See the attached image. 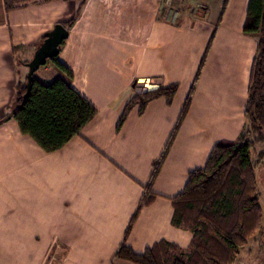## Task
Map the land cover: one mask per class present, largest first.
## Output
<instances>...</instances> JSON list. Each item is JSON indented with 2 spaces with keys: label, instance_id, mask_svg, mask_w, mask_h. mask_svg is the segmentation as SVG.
<instances>
[{
  "label": "crops",
  "instance_id": "crops-1",
  "mask_svg": "<svg viewBox=\"0 0 264 264\" xmlns=\"http://www.w3.org/2000/svg\"><path fill=\"white\" fill-rule=\"evenodd\" d=\"M6 1L0 0V120L17 93L19 69L26 70L19 60L32 59L42 38L79 4L10 0L29 3L7 12ZM176 1L87 0L58 58L72 71L71 86L97 114L62 149L44 152L14 120L0 126V264H131L116 259L123 243L136 253L161 240L189 246L192 235L171 225L172 199L218 142L243 132L240 106L248 100L257 41L243 33L250 0H237L234 22H225L226 10L216 28L212 6L220 0H196L193 10L185 4L177 10ZM213 30L216 50L211 48L197 83L205 79L211 89L203 90L201 101L195 91L152 185L158 197L141 206L153 163L188 93L182 61L197 59ZM236 63L243 66L234 74ZM47 64L35 73L39 81L63 77ZM152 81L182 88L171 105L158 99L143 114L136 108L117 129L126 104Z\"/></svg>",
  "mask_w": 264,
  "mask_h": 264
},
{
  "label": "trees",
  "instance_id": "trees-1",
  "mask_svg": "<svg viewBox=\"0 0 264 264\" xmlns=\"http://www.w3.org/2000/svg\"><path fill=\"white\" fill-rule=\"evenodd\" d=\"M229 1H224L219 22ZM86 2L81 0L73 16L62 23L65 28L71 29L76 24ZM28 3L7 0L6 11L25 7ZM243 33L257 41V54L250 70L245 129L235 140L218 142L206 166L191 171L184 190L172 199L171 225L192 235L189 246L183 248L174 242L161 240L143 253H136L123 243L117 252V260L131 264H234L239 251L255 239L262 228L264 211L259 202L255 168L264 158V149L259 152L258 160H254L252 153L257 143L264 146V0H250ZM207 56L208 53L204 55L197 78ZM30 60H19L26 70L18 71L17 93L9 114L0 120V126L14 120L23 135L30 137L44 152L53 153L80 134L96 116L97 108L71 86L72 71L59 58L52 60L51 64L63 77L44 83L35 76L30 93L25 97ZM178 89L179 85L172 83L160 85L158 89L142 95L135 94L124 107L117 129L122 128L136 108L143 114L147 106L158 99H164L171 105ZM193 94L194 88L185 100L164 152L153 163L141 206L153 204L158 197L152 191V185L189 113Z\"/></svg>",
  "mask_w": 264,
  "mask_h": 264
},
{
  "label": "rangeland",
  "instance_id": "rangeland-1",
  "mask_svg": "<svg viewBox=\"0 0 264 264\" xmlns=\"http://www.w3.org/2000/svg\"><path fill=\"white\" fill-rule=\"evenodd\" d=\"M78 1L80 2L81 0H78ZM201 1L202 0H197V2H201ZM224 1L225 0H220L218 2V4L216 3L215 5L212 6V15L215 16V12H216V17H215V21H214L215 22V28L219 24V18H220L221 14H222L223 8L225 7ZM197 2H196V0H188L187 2L184 1V0H177L176 3H174L173 6L176 7L177 10L178 9L179 10H183L184 8H183V6H181V4L182 5L185 4L186 5V9L193 10V9L196 8ZM176 4H177V6H176ZM237 7H238L237 0H233L230 5H229V3L226 5L227 14H226L225 22H227V21L234 22V14L233 13L236 11ZM219 10H220V13H219ZM218 13H219V15H217ZM179 25H180V22H179ZM213 32H214V30L212 31L211 36L209 35L210 39L208 38L207 43H204L205 48H204L203 53L200 54V56L197 59H195L193 62H191V61H189V62L182 61V67L184 68L185 73L187 75L186 82L183 84L184 88H186V90H188V93H187V95L185 97V100H186L187 96L189 95V93H190L192 88H194V94H195V91L197 90V95L196 96H197V99L199 101H201L203 99L202 98L203 90H205L206 88L208 90L211 89V88H209L207 86V83H206L205 79H204V81L202 83L199 82L200 84H199V86H197L198 81H201L203 75H205V73L203 71L204 68H202L201 73L198 76V78H197V74H198V70H199V67L201 65V62H202V60L204 58V55L207 54V53L209 55V52L211 51V48H212L213 51L216 50V45H215V48H214V45H213V41H214V39H212ZM205 36H206L205 34H201L200 35L201 38H205ZM252 39H254V38H252ZM51 63H52L51 61L48 62V64H51ZM214 65H215V63H214ZM235 66H236V68L234 70V74H235V72H237V69L242 68L243 65L241 63H239V64L236 63ZM43 67H45V66H43ZM23 70H24L23 72H25V69H23ZM52 75H53L52 71L46 73V76L48 78H51ZM35 76H37V74H35ZM148 84H150V83H148V82L145 83V85H148ZM179 85H180V89H181L182 88L181 87V83H179ZM185 100H184V103H185ZM246 106H247V98L246 99H242V104L240 106V109H241L240 118L243 119V124H242L243 127L241 128V131H242L243 128L245 129L244 122H246V119L244 118V111H245ZM224 136L226 138L234 139L237 136H239V133H237V134L226 133ZM263 149H264L263 145H261L260 143L256 144V146H255V148L253 150V153H252V156H253L254 160H258L259 152H261ZM207 162L201 168H197V169L204 168L206 166ZM255 171H256V176H257V191L259 193V202H260V205H261V207H262V209L264 211V158L260 162L257 163V167L255 168ZM257 238H259L261 246H259V243L257 242V240H258ZM49 260H52V259H49ZM46 264H49V263H46ZM234 264H264V219H263L262 228L256 234L255 239L251 240L245 247H243L239 251V255H238L237 260H236V262Z\"/></svg>",
  "mask_w": 264,
  "mask_h": 264
},
{
  "label": "water",
  "instance_id": "water-1",
  "mask_svg": "<svg viewBox=\"0 0 264 264\" xmlns=\"http://www.w3.org/2000/svg\"><path fill=\"white\" fill-rule=\"evenodd\" d=\"M69 37V31L63 26V24H56L54 28L46 34V38L43 43L36 49L30 62L27 64V92L25 97L30 93L32 83L35 78V73L48 61H52L58 58L60 54V47ZM160 82L152 81L148 85H142L136 92L138 95L145 94L150 91H154L159 88Z\"/></svg>",
  "mask_w": 264,
  "mask_h": 264
},
{
  "label": "flooded vegetation",
  "instance_id": "flooded-vegetation-1",
  "mask_svg": "<svg viewBox=\"0 0 264 264\" xmlns=\"http://www.w3.org/2000/svg\"><path fill=\"white\" fill-rule=\"evenodd\" d=\"M48 62H49V61H48ZM257 239H258L257 242L259 243V246H261V245H260V240H259V238H257Z\"/></svg>",
  "mask_w": 264,
  "mask_h": 264
}]
</instances>
